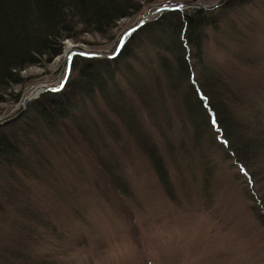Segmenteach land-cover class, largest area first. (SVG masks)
Returning <instances> with one entry per match:
<instances>
[{
    "label": "rangeland",
    "instance_id": "1",
    "mask_svg": "<svg viewBox=\"0 0 264 264\" xmlns=\"http://www.w3.org/2000/svg\"><path fill=\"white\" fill-rule=\"evenodd\" d=\"M221 1L194 0L186 5L180 0H142L134 14L119 20L107 34L82 32L66 39L61 54L21 72L23 83L12 88L17 100L14 94H3L0 128L6 130L12 122L23 125L30 109L48 93L41 92L24 108L21 100L32 87L51 82L54 89L64 85L65 71L69 72L76 54H67L72 48L111 58L125 45L130 27L146 13L145 23L156 20L168 4L187 14ZM222 8L204 19L213 24L203 27L200 49L187 30L190 71L211 95L206 74L215 71L222 76L233 97L213 89L211 102L222 103L226 113L233 111L246 122L257 120L262 130L264 0ZM128 44L129 65L145 74L154 73L158 52L150 41L139 38ZM178 51L189 54L183 45ZM122 74L116 73V83L128 89V101L137 108L142 126L155 133L175 198L167 193L127 125L95 89L78 104L74 119L58 121L53 130L42 128L41 137L36 132L22 137V167L0 168V253L19 252L25 264H264V226L257 209L264 205V158L245 162L253 178L249 182L235 157L217 144L210 151L214 171L208 193L202 168L197 165L188 170L185 162L173 159L158 130L167 120L151 117ZM71 77V81L78 77V66ZM178 115L174 113L166 125L175 126L172 134L182 137Z\"/></svg>",
    "mask_w": 264,
    "mask_h": 264
},
{
    "label": "trees",
    "instance_id": "2",
    "mask_svg": "<svg viewBox=\"0 0 264 264\" xmlns=\"http://www.w3.org/2000/svg\"><path fill=\"white\" fill-rule=\"evenodd\" d=\"M140 1L142 0H0V102L5 101L3 94H14L12 88L23 83V70L61 54L63 42L77 38L82 32L107 34L119 20L134 14ZM154 1L144 0L145 3ZM190 1L194 0H180L186 5H190ZM247 1L222 0L220 5L211 9L194 8L187 14H183L181 7L161 9L156 20L147 21L127 34L125 45L115 56L103 58L76 53L70 63L68 78L61 88L46 93L41 102L35 103L30 109L31 114L23 117V125L12 122L8 129L0 128V168L22 167L25 160L22 137H30L32 132L41 137L42 128L53 130L58 121L74 119L72 113L80 102L83 103V97L92 95L97 89L147 154L160 181L168 189L167 193L175 198L169 167L164 160V151L154 137L155 133L142 126L137 108L128 101V89L126 91L116 83V73L122 72L125 73L122 75H127L130 91L138 96L142 106L154 120L163 118L167 120L165 125L170 124L173 114L179 113L178 121L181 134L184 132V135L180 137L172 134L176 127L162 124L158 129L160 136L164 135L167 151L174 160L185 162L183 166L188 170L197 165L202 168L206 191L214 171L210 168L214 162L210 160V151L212 148L216 149L217 144L227 150L226 154L230 152L235 157L236 166L244 170L249 182H253L245 162L252 158L263 160L264 129H259L257 120L246 122L247 119L237 116L233 111L226 113L222 103L211 102V97H215L213 89L222 90L227 98L233 97L232 90L215 71L207 73L205 78L212 95L203 88L195 72L190 71L187 60L191 45L186 35L189 30L196 47L200 49L203 27L213 24L212 20L204 19L212 16L222 5V10H226L231 9L234 4L241 5ZM139 38L150 41L158 52L157 68L152 74L137 71L126 61L129 57L126 45H131ZM182 45L188 55L178 51ZM125 48L123 56L119 58ZM76 66L78 77L71 81V74ZM118 68L121 72L116 70ZM14 95L17 100L19 96ZM173 102L175 106H171ZM32 150L36 152L34 147ZM261 205L262 207L257 206L258 218L264 226V205ZM5 251L0 253V264L26 263L23 254H9Z\"/></svg>",
    "mask_w": 264,
    "mask_h": 264
},
{
    "label": "water",
    "instance_id": "3",
    "mask_svg": "<svg viewBox=\"0 0 264 264\" xmlns=\"http://www.w3.org/2000/svg\"><path fill=\"white\" fill-rule=\"evenodd\" d=\"M171 5L174 6V4H171ZM215 6H218V5H213V6L210 7V9L213 8V7H215ZM148 15H149V12L146 13V16H144V18L139 19V21L136 22V24H135L134 26L130 27V29H129L128 31L135 30L136 27H138V26L144 24V23L146 22V20H147ZM79 50L83 51V50H87V49H82V48H80V47H74V48H72L70 51H68L67 54L71 56L72 53H74V52H76V51H79ZM45 84L48 85V86H46V87L44 88L45 90L42 91L43 93H46V92L52 91V90L54 89V88L52 87L53 82H51V83H49V84H47V83H45ZM25 99H26V98H25V96H24V97L22 98V100H21V101H22V104L24 105V108H25V107H28V106L30 105V103L32 102V101H31L32 98H30V99H26V100H25Z\"/></svg>",
    "mask_w": 264,
    "mask_h": 264
},
{
    "label": "bare ground",
    "instance_id": "4",
    "mask_svg": "<svg viewBox=\"0 0 264 264\" xmlns=\"http://www.w3.org/2000/svg\"><path fill=\"white\" fill-rule=\"evenodd\" d=\"M68 53V52H67ZM48 86L45 83H41L40 85H36L34 87H32L30 89V91L27 93V95L25 96L26 99H30V98H36L37 96H39L41 94V92L43 90H45L44 88ZM25 99V100H26Z\"/></svg>",
    "mask_w": 264,
    "mask_h": 264
}]
</instances>
